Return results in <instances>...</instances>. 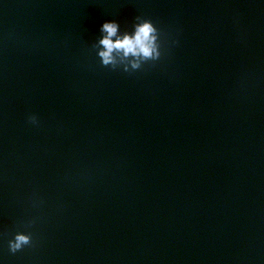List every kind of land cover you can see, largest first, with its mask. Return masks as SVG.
Segmentation results:
<instances>
[{
  "label": "water",
  "instance_id": "1",
  "mask_svg": "<svg viewBox=\"0 0 264 264\" xmlns=\"http://www.w3.org/2000/svg\"><path fill=\"white\" fill-rule=\"evenodd\" d=\"M0 264H264V0H0Z\"/></svg>",
  "mask_w": 264,
  "mask_h": 264
},
{
  "label": "clouds",
  "instance_id": "2",
  "mask_svg": "<svg viewBox=\"0 0 264 264\" xmlns=\"http://www.w3.org/2000/svg\"><path fill=\"white\" fill-rule=\"evenodd\" d=\"M102 38L99 40L98 55L105 66L116 68L123 65L124 71L139 69L145 61L158 60L161 56L158 28L151 19H144L135 24L134 33L120 32L116 20H107L101 27ZM35 122V117L30 118ZM32 243L31 234L17 232L9 241L10 251L15 253Z\"/></svg>",
  "mask_w": 264,
  "mask_h": 264
}]
</instances>
